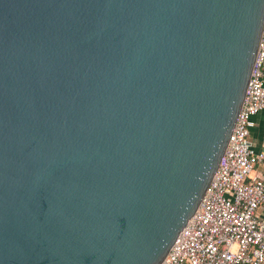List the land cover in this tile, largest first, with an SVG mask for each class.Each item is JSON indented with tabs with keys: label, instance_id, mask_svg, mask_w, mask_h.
Returning <instances> with one entry per match:
<instances>
[{
	"label": "water",
	"instance_id": "water-1",
	"mask_svg": "<svg viewBox=\"0 0 264 264\" xmlns=\"http://www.w3.org/2000/svg\"><path fill=\"white\" fill-rule=\"evenodd\" d=\"M263 30L264 0H0V264H160Z\"/></svg>",
	"mask_w": 264,
	"mask_h": 264
},
{
	"label": "built area",
	"instance_id": "built-area-1",
	"mask_svg": "<svg viewBox=\"0 0 264 264\" xmlns=\"http://www.w3.org/2000/svg\"><path fill=\"white\" fill-rule=\"evenodd\" d=\"M264 30L235 129L197 210L160 264H264Z\"/></svg>",
	"mask_w": 264,
	"mask_h": 264
},
{
	"label": "crops",
	"instance_id": "crops-1",
	"mask_svg": "<svg viewBox=\"0 0 264 264\" xmlns=\"http://www.w3.org/2000/svg\"><path fill=\"white\" fill-rule=\"evenodd\" d=\"M252 138L258 147H264V111L256 116V126L252 130Z\"/></svg>",
	"mask_w": 264,
	"mask_h": 264
}]
</instances>
